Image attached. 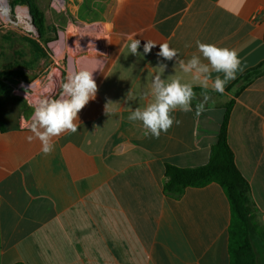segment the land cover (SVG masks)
Listing matches in <instances>:
<instances>
[{
	"label": "crops",
	"instance_id": "obj_1",
	"mask_svg": "<svg viewBox=\"0 0 264 264\" xmlns=\"http://www.w3.org/2000/svg\"><path fill=\"white\" fill-rule=\"evenodd\" d=\"M61 1L65 16L110 29L109 61L78 131L54 138L49 155L27 139L33 110L0 96V264H231L224 189L211 183L167 196L165 168L206 165L234 99L228 144L264 229V0ZM128 36L141 41L140 56L129 53ZM145 40L157 43L148 54ZM197 40L235 49L246 65L223 94L179 68L177 59L200 55ZM165 42L177 59L157 55ZM161 64L162 78L193 83L196 99L193 111L173 113L179 125L154 138L128 115L150 102L143 94ZM259 66L244 86L242 75ZM202 93L209 99L197 115ZM255 247L264 264V242Z\"/></svg>",
	"mask_w": 264,
	"mask_h": 264
},
{
	"label": "clouds",
	"instance_id": "obj_2",
	"mask_svg": "<svg viewBox=\"0 0 264 264\" xmlns=\"http://www.w3.org/2000/svg\"><path fill=\"white\" fill-rule=\"evenodd\" d=\"M129 53L140 56L138 49L141 41L128 36ZM144 54H148L157 45L151 40H145ZM188 45H186L187 47ZM200 55L193 54L187 61L178 60V50L165 43L159 44L157 55L165 60L177 59L179 68L187 74H191L192 81L198 82L202 89L209 86L212 91L223 94L228 83L236 79L238 73H242L246 65L239 57L235 49L219 47L212 43L196 41ZM204 61H207L206 63ZM102 61H96L95 67L82 66L78 71L70 72L66 79L60 83L58 97L53 96L54 85L50 82L45 92L32 101L33 111L27 125L32 135L27 137L31 142L38 139L41 143V151L49 155L54 150V138L62 134H74L79 128V112L91 100H95L98 85L93 78V73L100 69ZM166 65L161 64V73L154 76L151 88L144 96H150V102L143 107H137L128 115L130 122H141L145 129V135L159 138L162 133H167L174 125H179L173 113L177 110L188 113L193 111L192 102L196 99L193 83L184 82L181 78L163 79L162 73ZM101 70V69H100ZM213 73L217 75L213 78ZM222 74V75H221ZM203 94V93H202ZM204 95V102L196 105V114H201L205 109V102L209 99ZM129 92L127 99H134ZM143 99V96L141 97ZM108 103L105 105V110Z\"/></svg>",
	"mask_w": 264,
	"mask_h": 264
},
{
	"label": "rangeland",
	"instance_id": "obj_3",
	"mask_svg": "<svg viewBox=\"0 0 264 264\" xmlns=\"http://www.w3.org/2000/svg\"><path fill=\"white\" fill-rule=\"evenodd\" d=\"M33 1L44 15L43 35L28 5L0 0V73L5 74L8 84L5 97L13 99L20 110H33V99L44 93L50 82L54 85L53 96L58 97L60 83L70 72L85 65L95 67L99 60L101 70L93 73L98 83L109 61L110 29L105 23L76 22L70 15L65 16L61 0ZM7 10L9 13H3ZM29 41L38 43L44 56L38 55ZM258 240L264 242V237L256 236L254 247Z\"/></svg>",
	"mask_w": 264,
	"mask_h": 264
},
{
	"label": "trees",
	"instance_id": "obj_4",
	"mask_svg": "<svg viewBox=\"0 0 264 264\" xmlns=\"http://www.w3.org/2000/svg\"><path fill=\"white\" fill-rule=\"evenodd\" d=\"M12 4H26L30 8L34 24L39 34H44L45 20L43 13L33 0H11ZM38 55L44 56L39 44L29 41ZM255 68L242 75L244 86L263 71ZM4 73H0V96H6L8 90ZM196 91V89H194ZM234 99L225 106L217 142L212 146L209 162L206 165L181 168L167 164L165 168L164 192L173 198L181 197L187 188H203L211 183H218L224 189L231 206V223L229 227V254L231 264H258L254 247L256 236L264 237V229L257 222L256 208L251 198L248 181L240 173L235 157L228 144V123ZM193 105V102H192Z\"/></svg>",
	"mask_w": 264,
	"mask_h": 264
},
{
	"label": "bare ground",
	"instance_id": "obj_5",
	"mask_svg": "<svg viewBox=\"0 0 264 264\" xmlns=\"http://www.w3.org/2000/svg\"><path fill=\"white\" fill-rule=\"evenodd\" d=\"M2 9H3V10L5 9V5H4V4H2ZM3 13L7 14V13H9V12H8V10H7V11H3Z\"/></svg>",
	"mask_w": 264,
	"mask_h": 264
}]
</instances>
